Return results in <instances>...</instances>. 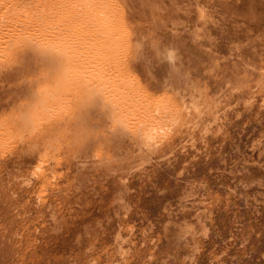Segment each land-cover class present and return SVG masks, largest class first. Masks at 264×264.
<instances>
[{"label":"rangeland","instance_id":"1","mask_svg":"<svg viewBox=\"0 0 264 264\" xmlns=\"http://www.w3.org/2000/svg\"><path fill=\"white\" fill-rule=\"evenodd\" d=\"M99 8L127 123L169 107L158 141L112 132L71 82L16 124L51 75L32 41L65 35L96 71ZM0 264H264V0H0Z\"/></svg>","mask_w":264,"mask_h":264},{"label":"bare ground","instance_id":"2","mask_svg":"<svg viewBox=\"0 0 264 264\" xmlns=\"http://www.w3.org/2000/svg\"><path fill=\"white\" fill-rule=\"evenodd\" d=\"M69 16H71V14ZM64 18L63 20H65ZM69 18L71 19L72 17ZM89 18L92 19L93 26L96 27L93 34L94 33L98 34V37L95 38L93 42L94 53L92 56V58L95 57L96 59L95 62L96 71H92L91 73L84 75H80V73L79 74L77 73V71L79 72L80 62L78 60V56L76 55V50L74 51L73 49H71L74 46L73 41H71L73 44V46H71V44L67 42L65 35L64 36L60 34L52 35V36L48 35L49 36L48 38L46 37L40 39L38 43L32 41L35 43L33 46L35 50L41 54V56L44 58L46 63H48V65L50 66L49 71L51 72V75L48 76L49 78L47 83H44L45 85L39 88H32V90L30 91L31 93H29L30 94L29 101L27 102L26 100L27 103L26 106L23 104V106L25 107L19 109V111H17V114L15 113L17 126L20 128L28 127L32 122V120L35 118V116L38 114V112L40 113L44 109H47L46 107L50 106V104L56 102L59 99L62 92L64 91L65 86L69 82H71L72 84L74 83L76 85L75 91L77 88V93L75 96H77L78 99H80L81 101L85 99V104L87 100L96 104L99 103L101 105V106L99 105V108L101 107V113L106 115V117L108 118L111 124L110 128L112 129L111 130L112 132H122V131L123 132L125 131L127 133L129 132L132 135H135V137L136 136L139 137L140 141L142 139L143 142L145 141L155 142L160 140V137L167 132L166 129L167 127H169V125L166 128L164 126L163 127L154 126L152 121L156 112H159L158 110L160 111L163 110L164 107L166 109L167 108L169 109V107H167L168 105L166 106L165 103L164 106L161 103L156 102L154 105L152 104L151 106L153 107L152 108L153 112L151 111L152 115H150L149 118L145 119L144 121L136 125L127 123L128 121L122 115V111L123 109H126L127 106H130V101H128L129 99L128 96H130L131 93H128L129 92V85H128L129 82L127 81L128 75L126 74L125 71L123 72L120 71L119 67L113 68V65L115 66L117 65V62L119 63V61L118 60L116 61L115 58L117 57L115 52L120 47L119 40L121 39L118 37V35L120 36V33L118 34L117 32L118 27L116 28L113 23L114 20H111L110 10L108 13L107 10H103L102 8L96 9V11L92 13L89 16ZM74 22L75 20L73 21V23ZM117 45L119 47H117ZM103 63L113 68L110 74L106 75L100 73L99 65ZM135 88L138 90L137 87ZM170 104L171 102L169 103V106ZM150 139H154V141H151Z\"/></svg>","mask_w":264,"mask_h":264}]
</instances>
